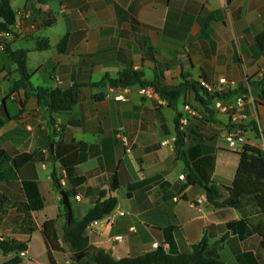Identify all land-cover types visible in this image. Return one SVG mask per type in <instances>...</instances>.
I'll list each match as a JSON object with an SVG mask.
<instances>
[{
  "label": "crops",
  "instance_id": "0c3cea01",
  "mask_svg": "<svg viewBox=\"0 0 264 264\" xmlns=\"http://www.w3.org/2000/svg\"><path fill=\"white\" fill-rule=\"evenodd\" d=\"M11 3L17 20L7 46L29 50L32 84L79 87L71 111L51 113L37 95L15 88L17 63L0 49V239L27 244L25 255L0 248V264L16 256L17 264H52L42 234L51 219L62 246L53 251L56 264H79L63 241L62 189L77 218L99 198H117L114 210L87 228L89 244L115 259L159 246L189 251L206 235L223 264H264V212L249 197L242 209L215 207L207 197L212 183L220 186L222 201L230 195L242 149L230 147V130L264 151L258 85L264 49L257 41L264 35V0ZM40 38L51 46L37 49ZM125 70L142 72L144 80L197 88L189 85L174 107L157 89L142 92L140 83L93 85ZM221 78L227 80V99L248 88L238 123L215 109L214 98L201 101L207 97L199 81ZM180 115L189 116L184 131L178 128ZM100 191L107 195L100 197Z\"/></svg>",
  "mask_w": 264,
  "mask_h": 264
},
{
  "label": "trees",
  "instance_id": "16d2710c",
  "mask_svg": "<svg viewBox=\"0 0 264 264\" xmlns=\"http://www.w3.org/2000/svg\"><path fill=\"white\" fill-rule=\"evenodd\" d=\"M12 0H0V30L14 32L16 24V12L12 7ZM257 41L264 49V35H260ZM64 42V39L61 41ZM51 46L47 38H40L37 41V49H48ZM10 57L17 63L16 71L19 74L18 80L15 82V88H25L27 93L37 95L45 102L51 113L69 112L71 111L78 99V84L67 89L55 88L49 89L44 87H35L31 82L32 73L27 65L28 49L13 50L6 47ZM143 73L135 70H125L118 78L111 79L105 77L100 83L93 85L105 84L110 81L113 85L127 86L140 83L142 86L152 85L162 96L167 98L172 106L176 107L177 100L190 85L197 88L196 83H183L176 86L164 85L155 77L153 80L142 79ZM200 86V81L198 83ZM261 88L260 97H264V76L258 82ZM201 87V86H200ZM248 93V88H241L236 91ZM207 100L203 98L204 104H209L214 96L206 95ZM257 135L260 132L255 128ZM182 133L179 132L177 145L181 142ZM240 162L236 177L230 186L229 197L221 200L222 194L220 186L212 183L207 186V197L211 204L215 207L233 206L242 209V199L249 197L251 201L264 212V151L255 145L245 143L239 151ZM57 188L62 189V185L57 177H55ZM100 197L107 195L106 191L98 192ZM117 205V198L110 196L101 200H96L95 205L82 217L77 218L73 213L71 222H68V210L63 207V216L66 218L64 227L63 241L69 245L75 252V260L79 264H223L217 251L210 247L209 239L205 235L202 240L193 245L189 251L172 253L165 250L163 246H159L153 251L143 253L136 256L123 257L115 259L109 252L102 248L94 247L89 244V236L87 228L94 220H98L111 213ZM56 221L54 219L47 220L43 224L42 234L48 246L49 258L52 264H56L53 251L61 250V242L56 229ZM260 230V229H259ZM263 236L264 232L260 230ZM0 248L5 252L21 251L27 249L25 242L15 240L0 239ZM21 261L20 256L5 262L4 264H17Z\"/></svg>",
  "mask_w": 264,
  "mask_h": 264
},
{
  "label": "built area",
  "instance_id": "2783aa9c",
  "mask_svg": "<svg viewBox=\"0 0 264 264\" xmlns=\"http://www.w3.org/2000/svg\"><path fill=\"white\" fill-rule=\"evenodd\" d=\"M16 29V24L14 25V31ZM15 36L14 32L10 31H4L0 30V49L5 50L8 42L11 37ZM264 76V70L261 71L260 77L262 78ZM200 86L204 90V93L209 96H214V105L215 109L220 113H227L230 114L231 121L233 123H238L240 120L239 110L245 105L248 97V93L241 92L238 94L233 100L225 98L222 94L227 86V80L226 78H221L218 82L210 83L206 81L205 79H202L200 81ZM156 88L154 86H143L142 92L150 94L152 91H155ZM264 95V94H263ZM118 98H122V96H119ZM188 110L191 114H195V110H193L191 107H188ZM189 123V116L187 115H180L179 116V122H178V128L179 131H184L186 129V126ZM124 140L127 142V139L125 136H123ZM229 144L231 148H235L237 145H244L247 143L246 137L244 134H242L239 130H230L229 136H228ZM163 145L166 144V142H162ZM79 198V196H77ZM124 212H121L123 214ZM100 220H94L92 223L89 224L88 227L98 224ZM157 246V244H156ZM20 255H25V251L21 250L19 251Z\"/></svg>",
  "mask_w": 264,
  "mask_h": 264
},
{
  "label": "water",
  "instance_id": "95a60500",
  "mask_svg": "<svg viewBox=\"0 0 264 264\" xmlns=\"http://www.w3.org/2000/svg\"><path fill=\"white\" fill-rule=\"evenodd\" d=\"M61 194L63 196L64 205L68 210V222L70 223L73 218V207L71 197L65 189L61 190Z\"/></svg>",
  "mask_w": 264,
  "mask_h": 264
}]
</instances>
